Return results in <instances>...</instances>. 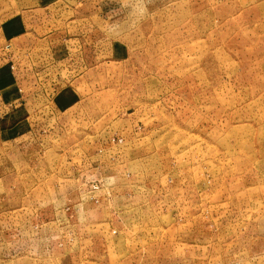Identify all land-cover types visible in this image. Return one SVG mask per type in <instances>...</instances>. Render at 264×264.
I'll return each instance as SVG.
<instances>
[{
  "label": "rangeland",
  "instance_id": "1",
  "mask_svg": "<svg viewBox=\"0 0 264 264\" xmlns=\"http://www.w3.org/2000/svg\"><path fill=\"white\" fill-rule=\"evenodd\" d=\"M36 5L63 64L0 133V264H264V0Z\"/></svg>",
  "mask_w": 264,
  "mask_h": 264
},
{
  "label": "crops",
  "instance_id": "2",
  "mask_svg": "<svg viewBox=\"0 0 264 264\" xmlns=\"http://www.w3.org/2000/svg\"><path fill=\"white\" fill-rule=\"evenodd\" d=\"M38 2L40 0L27 13L19 11L0 19V133L10 126L13 127L17 121L31 114L34 107H39L44 103L42 97H39L37 93H32L35 89L34 86L38 85H33L29 80L30 73L44 71L46 66L51 63L50 56L58 59L55 62L57 65L63 64L61 55L64 49L61 48V43H52L53 38L48 32L50 30L48 26V31H46L45 18H38L42 13H45L44 9L51 7L52 4L45 6L44 9H37ZM3 7L4 0H0V14L3 12ZM32 14L39 16H36L30 29L22 30L24 16L27 15L28 22H31ZM92 14L88 13L86 16L93 18ZM48 21L51 24L50 18ZM38 32L45 33L41 38H38L36 36ZM5 39H9L8 47L11 51L9 58L13 57L16 60L17 68L16 71L3 74L4 67L7 66L3 51ZM36 40L39 42L37 48L34 46ZM51 48H55V50L51 51ZM23 75H26L27 79H24Z\"/></svg>",
  "mask_w": 264,
  "mask_h": 264
}]
</instances>
